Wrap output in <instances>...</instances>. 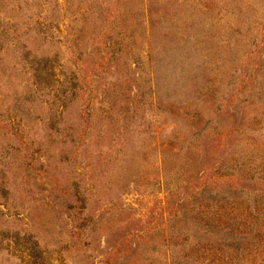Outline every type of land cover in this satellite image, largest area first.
I'll use <instances>...</instances> for the list:
<instances>
[{
  "label": "rangeland",
  "instance_id": "obj_1",
  "mask_svg": "<svg viewBox=\"0 0 264 264\" xmlns=\"http://www.w3.org/2000/svg\"><path fill=\"white\" fill-rule=\"evenodd\" d=\"M0 264H264V0H0Z\"/></svg>",
  "mask_w": 264,
  "mask_h": 264
}]
</instances>
